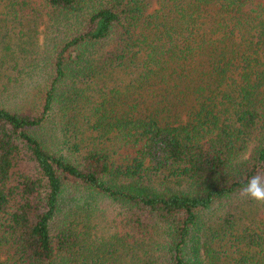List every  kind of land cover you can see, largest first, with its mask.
I'll return each mask as SVG.
<instances>
[{
	"label": "trees",
	"instance_id": "obj_1",
	"mask_svg": "<svg viewBox=\"0 0 264 264\" xmlns=\"http://www.w3.org/2000/svg\"><path fill=\"white\" fill-rule=\"evenodd\" d=\"M255 175L264 0H0V264H264Z\"/></svg>",
	"mask_w": 264,
	"mask_h": 264
},
{
	"label": "clouds",
	"instance_id": "obj_2",
	"mask_svg": "<svg viewBox=\"0 0 264 264\" xmlns=\"http://www.w3.org/2000/svg\"><path fill=\"white\" fill-rule=\"evenodd\" d=\"M243 196L264 203V178L260 175L251 177L243 189Z\"/></svg>",
	"mask_w": 264,
	"mask_h": 264
},
{
	"label": "rangeland",
	"instance_id": "obj_3",
	"mask_svg": "<svg viewBox=\"0 0 264 264\" xmlns=\"http://www.w3.org/2000/svg\"><path fill=\"white\" fill-rule=\"evenodd\" d=\"M40 29H42V27H40ZM43 35H40L39 38L42 39ZM249 202V201H247ZM250 203V202H249ZM249 205V204H248ZM233 206H236V203L235 205ZM252 210V213H251V216H256V215H259L261 213L264 214V203H260V202H257V201H254L250 204V207H248ZM223 209V208H222ZM219 210V209H218ZM225 210V209H223ZM113 207L110 205V207L108 208V215L112 216L113 215ZM222 211V210H220ZM223 212V211H222ZM225 212V211H224ZM218 214H221V213H217L215 216H213L212 218H215L217 219L218 218ZM223 214V213H222ZM209 215H211V211L209 212ZM235 221V220H234ZM237 222V221H236Z\"/></svg>",
	"mask_w": 264,
	"mask_h": 264
}]
</instances>
